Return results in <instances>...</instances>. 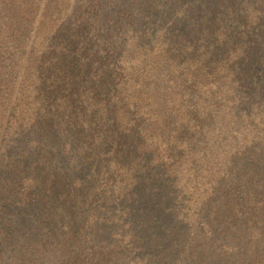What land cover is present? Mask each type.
Instances as JSON below:
<instances>
[{"label": "trees", "instance_id": "16d2710c", "mask_svg": "<svg viewBox=\"0 0 264 264\" xmlns=\"http://www.w3.org/2000/svg\"><path fill=\"white\" fill-rule=\"evenodd\" d=\"M128 1L76 0V19H66L63 37L48 34L64 20L71 0L45 1L38 24L42 40L31 36L39 7L34 0L20 2L0 23V264H171L172 247L182 242L188 255L181 264H264V0ZM161 3L170 16L166 37L174 38H167L168 59L195 64L190 80L174 81L190 111L170 112L165 127L167 141H184L192 158L185 192L197 190L199 172L212 170L208 153L216 143L212 137L200 142L195 133L218 124L217 139L231 137L235 145L211 173L218 186L196 214L203 237L195 240L190 223L181 221L167 245L156 231L170 225L164 201L171 192L165 193L164 184L175 172L155 163L137 138L128 140L123 120L134 121L127 115L131 105L120 94L105 98L110 79L94 64L107 58V31L115 35L141 23L143 38L150 28L142 21L157 17ZM93 17L100 18V45L80 34L92 31ZM144 78L147 87L152 79ZM203 87L213 89L214 105L195 99ZM100 151L116 154V169L123 172L118 177L114 169L104 189L96 179L105 175L106 160L92 156ZM147 183L157 193L149 194ZM171 201L175 206L176 198ZM114 205L118 212L109 211ZM81 208L92 216H82ZM98 209L106 214H95ZM119 217L129 227L132 248L99 240L107 227L98 220Z\"/></svg>", "mask_w": 264, "mask_h": 264}, {"label": "rangeland", "instance_id": "374dc122", "mask_svg": "<svg viewBox=\"0 0 264 264\" xmlns=\"http://www.w3.org/2000/svg\"><path fill=\"white\" fill-rule=\"evenodd\" d=\"M22 1L23 0H0V23L6 24V19L10 18V14H14V10L17 9L16 6ZM45 1L46 0H34L35 6L39 7L38 10L34 12V15H32L34 22L31 36L32 38L38 36L37 40L44 39L43 35L40 34L42 32L40 31L38 24ZM71 3L72 7L65 15L64 20L59 21L57 25L54 24L55 27L53 31L48 34L49 37H63L66 32L62 27L64 26L66 19H76V17L73 16L74 11L76 10V0H71ZM137 3L138 2H135V5H137ZM160 5L161 7L158 8L159 13L157 17H153L149 21H142L150 29L146 31V35L141 39L138 38L141 36L138 30L143 28L141 23H138L134 30L127 25V27H123L124 29L115 35L112 30L107 31V29H105L107 31L105 39L110 45L107 48L106 53H103L102 55L107 56V58L106 60L103 58H97V60H94V64L101 69H105L108 79H110L109 85H106L104 89L105 98L110 97L113 101L116 96L120 94V97L124 100L123 103H129L131 105L128 108L129 112L127 111V115L130 114L134 121H129L128 119L123 120L124 128L131 133L128 135V140L137 138V142L143 144L146 148V152H148L150 158L154 159L155 163L160 162L166 164L170 171L175 172L172 176L166 177V183L164 184L165 193L171 192L164 201L166 206L164 219L167 222L166 224L170 225L168 228L163 227L156 231L158 238L165 240V245H167L170 241V235L173 232L172 230L178 227L181 224V221L183 224L187 225L190 223L189 228L191 226V235H195V240H199L200 237H203V233L201 232L203 228V220L201 221L200 215L196 214L200 212L202 202H208V199L214 192L213 189L218 186V183L215 182V175L212 174H215L219 168V164L221 165L223 163V158L228 157V152L234 151L235 145L231 137L229 141L223 140L222 143L220 141V139L223 138L222 135L219 137L220 139H217V135L220 132L218 124L214 127L213 125H210L209 129L202 131V134H200L199 131L195 133V139L200 142L202 138L204 139L205 137H208L210 139L212 137L211 140L216 143L212 152L208 153V157L211 159L212 170L208 174L201 171L203 176L201 175V172H199V177L193 181V184L197 185V190L185 192L186 183H190V181L188 182L186 179L189 178L187 170L191 166L192 158L189 156V152L183 144L184 141L178 139L171 141V143L167 141L168 134L165 127L167 126L170 112L182 116L183 113L190 111L191 103L187 102V98L181 96L186 93H182V87L178 86L174 81L179 76L180 78L190 80L192 73L194 72L195 64H193L190 59L184 60L182 63L181 60L172 63L170 62L171 59H168V56L171 55V51H169L171 46L168 44L167 38H169L170 41L174 40V38L173 34H171L170 37H166V35H168L166 29L169 27V24L165 23V21L167 18L169 19L170 16L166 6L162 3ZM113 8L116 10L119 9V7L116 6ZM114 18L115 15L111 17V19ZM99 21L100 18L93 17L92 31L90 33L86 31L80 32L81 36L88 40L95 41L98 45L101 44L97 41L99 31L97 23H99ZM136 21H139V18ZM112 24L113 22L110 23V25ZM149 35L150 38H148ZM61 43L63 44V41H61ZM98 45L95 46L94 50H97ZM80 48L81 46L74 49L73 55L78 54L77 49ZM85 54L81 56L83 63L86 62ZM135 67L137 70H134ZM136 71H138L137 74ZM146 74L151 76L152 81L147 87H144L143 79H145L144 77ZM136 76L140 77L139 82L135 80L137 78ZM90 79L94 80V77L91 76ZM209 90L208 87H203L197 90L195 99H198L199 104L205 105V103H210L214 105L215 101H217L216 99H212L210 95L211 93H209L210 91H213V89ZM219 98H221V96H219ZM219 98L218 101L220 100ZM221 100L224 101L222 98ZM223 104H227V102H224ZM120 110V112L124 111L121 108ZM226 110H228V108ZM226 110L222 107L221 112L226 113ZM190 126H192V123ZM220 143L225 147L218 145ZM202 146L203 145L200 146L201 149H203ZM101 149L102 148H100V150ZM103 149H105V146ZM223 150H226L227 152H224ZM222 152H224V155ZM98 154V158L106 160L105 165L103 166V173H106L105 175L103 174L97 177L96 186L100 185L101 189H104V183L111 182V175L114 169L115 175L118 177L122 176L123 172L116 169V162H118L116 154L111 151H107V153H102L100 151L99 153L93 154V158ZM190 172L194 173V170L191 169ZM146 188L148 189L149 194L157 193L153 190L151 184L147 183ZM188 188L190 190L189 184ZM106 195L107 192L101 194L103 198H105ZM192 195L195 199L190 198ZM173 198H176L175 206L173 205L174 202L171 201ZM80 211L82 216L86 215L87 219L90 218L89 216H92V214H90L92 213L90 209L81 208ZM109 211L118 212V207L114 205V208ZM156 211L157 208H155V212ZM95 214L104 216L106 210L98 209ZM106 216L109 220L110 215L107 214ZM124 219V217H119V219L112 220L109 223L104 222L101 219L98 220V225L107 227L104 228L105 233L103 230L99 232V240L104 242V246H107L105 244H116L122 247L132 248L131 238L129 237L130 233L128 231L129 227L124 225ZM150 238L152 240L154 239L153 237ZM172 248H175V256H173L171 264H181L182 261L184 262L187 259L188 245H185L183 242L180 244L176 243ZM121 263L132 264L130 260L121 261Z\"/></svg>", "mask_w": 264, "mask_h": 264}]
</instances>
